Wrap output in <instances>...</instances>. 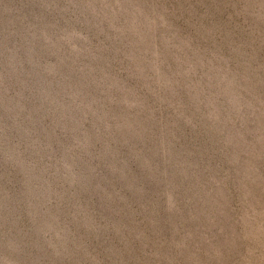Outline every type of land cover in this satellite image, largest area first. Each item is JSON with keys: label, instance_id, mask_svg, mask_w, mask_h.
I'll return each instance as SVG.
<instances>
[{"label": "rangeland", "instance_id": "rangeland-1", "mask_svg": "<svg viewBox=\"0 0 264 264\" xmlns=\"http://www.w3.org/2000/svg\"><path fill=\"white\" fill-rule=\"evenodd\" d=\"M0 264H264V0H0Z\"/></svg>", "mask_w": 264, "mask_h": 264}]
</instances>
